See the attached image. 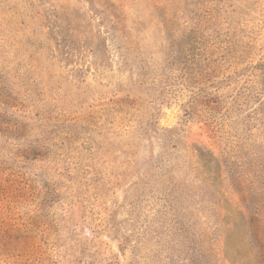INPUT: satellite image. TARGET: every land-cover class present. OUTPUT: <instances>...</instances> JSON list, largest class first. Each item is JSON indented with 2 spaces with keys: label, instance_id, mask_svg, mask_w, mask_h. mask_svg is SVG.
<instances>
[{
  "label": "rangeland",
  "instance_id": "rangeland-1",
  "mask_svg": "<svg viewBox=\"0 0 264 264\" xmlns=\"http://www.w3.org/2000/svg\"><path fill=\"white\" fill-rule=\"evenodd\" d=\"M255 233L264 0H0V264H260Z\"/></svg>",
  "mask_w": 264,
  "mask_h": 264
},
{
  "label": "trees",
  "instance_id": "trees-1",
  "mask_svg": "<svg viewBox=\"0 0 264 264\" xmlns=\"http://www.w3.org/2000/svg\"><path fill=\"white\" fill-rule=\"evenodd\" d=\"M260 205L261 204H254L252 207L248 206V208L250 207V212L254 211V212L258 213V210L261 208ZM255 220H256V218L250 217L249 223L251 226L254 224ZM254 235H255V237H257L256 239H257L258 243H260L262 246L258 252L252 253L251 256L255 255L253 260H255V261L258 260L260 264H264V243H262L263 242L262 238H259L258 234L255 233Z\"/></svg>",
  "mask_w": 264,
  "mask_h": 264
}]
</instances>
